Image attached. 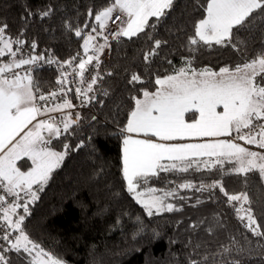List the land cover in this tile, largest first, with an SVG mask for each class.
<instances>
[{
	"label": "trees",
	"instance_id": "1",
	"mask_svg": "<svg viewBox=\"0 0 264 264\" xmlns=\"http://www.w3.org/2000/svg\"><path fill=\"white\" fill-rule=\"evenodd\" d=\"M114 0H0V25L16 56L3 62L42 56L32 74V87L47 90L57 84V71L47 64L62 62L82 49L83 37L93 31L95 13ZM209 0H174L159 21L148 19L144 31L130 39L118 36L109 45L108 59L97 68V80L89 92L88 107L48 147L64 152L41 186L26 195L12 219L21 215L24 234L44 253L63 264H264V239L254 237L240 220L236 209L250 208L264 231V178L258 171L236 173L239 165L227 157L192 160L186 171H162L149 184L161 190H178L171 200L172 212L148 216L127 191L122 178L121 129L143 91L154 92L156 79L175 75L181 68L218 71L235 68L264 52V9H257L241 27L233 29V41L225 46L190 44L194 25L206 15ZM89 10L93 12L89 16ZM49 15L43 16V12ZM108 20V19H107ZM107 20L104 21L106 24ZM82 30L81 37L75 32ZM160 41V47H155ZM35 44V48H33ZM198 48L197 51H191ZM150 49L155 54L145 61ZM140 83H129L132 75ZM65 145L68 148L65 149ZM216 159V160H214ZM223 161V163L218 162ZM179 163V162H178ZM187 164V161L184 162ZM27 171L31 162H16ZM211 165V166H210ZM229 194L244 193L250 203L229 204L219 187ZM180 184L192 187L179 189ZM199 189V190H198ZM27 203L28 213L24 214ZM3 213L0 212V225ZM15 230H12L13 237ZM6 264H30L27 253H5Z\"/></svg>",
	"mask_w": 264,
	"mask_h": 264
},
{
	"label": "snow or ice",
	"instance_id": "2",
	"mask_svg": "<svg viewBox=\"0 0 264 264\" xmlns=\"http://www.w3.org/2000/svg\"><path fill=\"white\" fill-rule=\"evenodd\" d=\"M173 4L174 0H114L111 6L95 13L98 28L96 25L92 28L93 31L103 30L106 27L104 21L111 18L114 11L119 9L121 13L126 14L127 20L125 21L121 15L114 17L113 22L120 21L121 26L113 38L122 35L130 39L144 31L149 17H155L159 21ZM257 9H264V0H209L206 7L207 16L194 25L195 38H190V44L199 47V42H202L208 47L213 44L225 46L226 43L233 41V29L243 26ZM42 15L47 16L49 12H43ZM92 15L93 12L89 10V16ZM6 29V24L0 25V44L3 45L0 47V56L7 51L15 57L16 52L13 51L12 44L22 45L23 41L19 38L15 41L6 38ZM75 35L81 37L82 30L78 29ZM93 39L94 37L89 35L84 40L85 53L88 51L89 42ZM160 43V41H155V47L159 48ZM103 47L104 45L100 46L101 49ZM197 50L198 48L191 49L193 52ZM154 54L155 50L150 49L145 53V61L147 62ZM36 59L33 56L30 59L13 60L11 64L0 67V73H5L13 67L27 65ZM92 60L93 57L88 56L87 59L79 61L78 67L81 75L87 70L86 66ZM49 63L52 61L50 60ZM25 79L28 77L22 78L16 75L14 79H4L0 82V150L7 147L6 141H11L19 130L41 114V109L33 103L35 98L30 82L29 84L22 83ZM96 79L93 77L86 89H77V94L82 93L87 97ZM58 82L64 83V81ZM133 82L140 83V77L132 75L129 83ZM155 83L159 86L155 92L143 91L142 100L133 97L135 107L129 115L127 124L121 129L122 133L142 134L162 141H171L185 137L230 135L235 131L237 133L235 139L264 149V52L254 56L250 62L246 61L242 66L236 65L234 70L222 67L219 72H213L208 69L196 71L181 68L176 75L163 79L158 78ZM39 99L46 100L47 98L41 95ZM218 105H223L222 113L216 111ZM71 107L72 105L67 100L63 104L56 105V109ZM56 109L46 108L44 111ZM192 110L199 113V119L189 122L185 117L186 113ZM78 120L79 114L76 115L75 121L65 117L64 132H68L71 124ZM35 129L36 131L26 133L19 142L8 149L5 155L0 156V187H6L8 195L16 196H19L16 190L21 189L31 197V201L27 203L36 199L35 191L31 190L32 185L39 184L42 190V185L49 178V174L64 159L63 152L57 153L41 147V144L48 143L40 135L41 130H47L50 135L58 136L60 129L46 121L36 124ZM243 129H247V132H242ZM67 148L68 145H65V149ZM202 155L227 157L229 160L234 158L239 165L234 169L236 173L258 171L264 178V154L250 151L237 143L167 146L151 140L135 139L131 135H124L122 140V178L126 182L127 191L132 194L133 199L141 205L148 216L159 214L162 211L172 212L178 209H175L172 203H166V199L174 196L175 192L166 190L163 195H157V188L150 186L149 181L153 177H158L162 171L175 169L186 171L193 163L190 157ZM21 156L31 159L33 167L30 171L23 172L17 167L16 160ZM163 160L179 163L164 164L161 163ZM185 161L187 164L184 163ZM218 162L223 163L219 160ZM204 163L208 164L207 161ZM178 187L189 188L192 185L180 184ZM208 187H219L227 197L229 204L250 203L246 194H229L218 182ZM142 188L145 190L141 191ZM4 200L5 197L0 195V203ZM27 203L24 205L25 215L28 213ZM17 207L19 205L11 204L3 210V224L0 225V232L3 235L0 239L7 241L8 244L2 248V251H16L18 254L30 253L29 244L32 242L21 228L25 216L21 215L18 219H12ZM236 211L238 214L241 211L244 212L245 215L239 218L241 221L246 218L245 227L252 235L264 239V231L257 224L252 210L237 208ZM10 230L20 233L14 241ZM36 247L38 246L32 243V248ZM41 255L47 257L46 262L33 260L30 264H62L58 258H53L47 253H41ZM5 261L6 257L0 255V262Z\"/></svg>",
	"mask_w": 264,
	"mask_h": 264
},
{
	"label": "built area",
	"instance_id": "3",
	"mask_svg": "<svg viewBox=\"0 0 264 264\" xmlns=\"http://www.w3.org/2000/svg\"><path fill=\"white\" fill-rule=\"evenodd\" d=\"M116 15L121 14L113 13L112 17L108 18L105 24L106 27L101 31L102 34L100 32L99 37L100 40H102L101 42L96 41L95 38L97 37L95 34H86L83 37V45L84 40L89 35L94 37V39L89 42L87 53H85L84 46H82V49L79 52L67 57L62 62L55 61L54 59H50L52 63H49L50 60L47 61V64L57 71L58 79L57 84L47 90L33 89V96L35 98L33 100V103L41 109V114L37 115V121H46L52 123L54 127L60 129L59 134H62L64 133V118L67 117L75 121L76 115L80 114L81 111L87 109L89 101V92L87 93V97H85L82 93L78 95L77 89H86L88 84L91 83L92 78H97L96 72L99 64L108 59L110 52V42L114 39V35L119 32L120 21L113 22V19ZM101 45H104L102 49L100 48ZM33 56L34 55L30 57ZM88 56H92L93 60L86 66L87 70L81 75L78 63L81 59H87ZM30 57L25 59H30ZM41 57L42 56L36 57L37 59L34 62L29 63L27 65H21L18 68L13 67L5 73H0V80H11L14 79L16 75H19L22 78L28 77V79L22 80V83L28 81L32 82V74L37 68L40 67ZM58 81H64V83L61 84ZM53 93H55L56 95L53 96ZM41 95L45 96L47 99L40 100L39 97ZM65 100H67L72 105V107L56 109V105L63 104ZM46 108L56 110L45 112L44 109ZM16 191L19 193V196L8 195L6 192V188L0 187V195H3L5 197L4 202L0 203L1 213L3 212L5 207H10L11 204L19 205V207L21 206L26 197V193L22 190ZM19 207H17L16 209H18ZM2 235L3 233L0 232V236ZM11 236L13 239L12 231ZM7 244V241H3L2 239H0V255L5 256L6 252H3L2 248L4 246H7ZM0 264H6V261L0 262Z\"/></svg>",
	"mask_w": 264,
	"mask_h": 264
},
{
	"label": "rangeland",
	"instance_id": "4",
	"mask_svg": "<svg viewBox=\"0 0 264 264\" xmlns=\"http://www.w3.org/2000/svg\"><path fill=\"white\" fill-rule=\"evenodd\" d=\"M115 11H120L119 9H116ZM123 14V13H122ZM206 16H207V12H206V15H205V17L204 18H206ZM150 18V17H149ZM123 19L126 21L127 20V16H126V14H123ZM107 20V19H106ZM121 25H120V22H119V27H120ZM94 35V34H93ZM6 36V35H5ZM6 38H8L7 36H6ZM9 39V38H8ZM102 40H100L99 42H101ZM0 47H3V45L2 44H0ZM6 54H10V53H8L7 51H5V54L4 55H6ZM3 55V56H4ZM0 57H2V56H0ZM11 58H13V56L11 55ZM11 62H13V61H10V62H3V63H1V65H5V64H11ZM242 66V65H241ZM186 68V67H185ZM230 70H234L235 68H229ZM193 70V69H192ZM202 70H204V69H200V70H196V71H202ZM210 71H213V70H210ZM213 72H219V70L218 71H213ZM191 73H189V75H190ZM164 78H166V77H164ZM160 79H163V78H160ZM3 81V80H2ZM2 81H0V82H2ZM24 84H29L28 82H25ZM159 86L157 85V88H158ZM157 90V89H156ZM155 90V91H156ZM154 91V92H155ZM143 97V96H142ZM140 98L141 100L144 98ZM15 110H13V112H14ZM216 111L218 112V113H222L223 112V105H218L217 106V108H216ZM36 118V117H35ZM189 122H193V119H199V113L198 112H195V110H192V111H190L189 113H186V117H185ZM33 120V119H32ZM30 121V122H28L27 124H26V126H24L21 130H19L18 131V133L17 134H15L14 135V139H13V141L10 143V145L8 146V147H6L1 153H0V156H3V155H5V153L8 151V149L9 148H11L12 147V145H14L15 143H17V142H19L22 138H23V136L26 134V133H28L29 131H36V129H35V125L36 124H38V123H40V122H43V121ZM257 123H259V122H257ZM244 131L245 130H247V129H243ZM242 130V131H243ZM134 134V133H133ZM40 135L46 140V141H48V143L53 139V138H55L57 135H55V134H52V135H50L49 134V132L47 131V130H41V132H40ZM125 135H127L126 133H125ZM130 135V134H129ZM136 136L137 137H134V136H132V138H135V139H146V140H151L152 142H156V143H162V144H165V145H167V146H180V145H190V144H206V143H221V142H224V143H227V142H232V143H237V144H239V143H241L242 145H241V147H245V148H247L248 150H250V151H256V152H259V153H261V154H264V149H260V148H258L257 146H255V145H247V144H245V142L244 141H242V140H238V139H235V137L237 136V133L235 132V131H233L230 135H222V136H216V137H185V138H183V139H175V140H171V141H162V140H159L158 138H156V137H152V136H143L142 134L141 135H137L136 134ZM48 143L45 145V144H41V147L42 148H46L47 150H51V151H53V152H57V151H54V150H52L51 148H49L48 147ZM57 153H60V152H57ZM64 153V152H63ZM64 155H65V153H64ZM21 158H28L29 160H30V162H31V169H32V167H33V165H32V161H31V159L29 158V157H27V156H21V157H19L17 160H19V159H21ZM194 158H196V157H194ZM193 158V159H194ZM200 158V157H199ZM201 159V158H200ZM195 160H197V159H195ZM210 160H212V159H206L205 161H210ZM214 160H216V159H214ZM204 161V162H205ZM62 162V161H61ZM61 162L59 163V164H61ZM186 162V161H185ZM216 162V161H215ZM214 162V163H215ZM161 163H164V164H172V163H178V162H176V161H169V160H163V161H161ZM213 163V160L209 163V164H214ZM59 164L57 165V166H59ZM56 166V167H57ZM211 166V165H210ZM55 167V168H56ZM30 169V170H31ZM29 170V171H30ZM147 186H145V188H146ZM179 189H184V188H179ZM21 190V189H20ZM141 191H143V190H145V189H140ZM159 191V190H158ZM164 191H166V190H161L160 192H161V194H158V192H157V195H163V192ZM172 191H174L175 192V195L174 196H169V197H167V199H166V203H172V201L171 200H174L175 198H176V196H178V190L176 189V188H174ZM173 204V203H172ZM237 208H238V206H237ZM240 208H243V207H240ZM3 213V212H2ZM239 216H244L245 214H244V212L243 211H241L239 214H238ZM245 223H246V218H245ZM12 231V230H11ZM20 235V233L18 232V231H16L15 232V235H14V237H13V241L15 240V238L17 237V236H19ZM29 248H31V252L30 253H27L28 255H29V257H30V259H31V261H33V260H38V261H41V262H46V260H47V257L46 256H44V255H41V253H44L41 249H39L38 247H36V248H32V243H30L29 244ZM63 264V263H62Z\"/></svg>",
	"mask_w": 264,
	"mask_h": 264
},
{
	"label": "crops",
	"instance_id": "5",
	"mask_svg": "<svg viewBox=\"0 0 264 264\" xmlns=\"http://www.w3.org/2000/svg\"><path fill=\"white\" fill-rule=\"evenodd\" d=\"M114 13H119V14H121L122 15V18H123V14L120 12V11H114ZM12 63V62H11ZM0 66H2V65H0ZM176 75V74H175ZM171 76V75H170ZM167 77V76H166ZM164 78V77H163ZM0 81H2V80H0ZM30 81H28V83H29ZM30 86H31V88H32V92H33V87H32V83L30 82ZM158 89V88H157ZM143 98V97H142ZM32 121H37V116H36V118L35 119H33ZM242 132H247V130H243ZM127 135H129V134H127ZM131 136H134V137H137L136 136V134H130ZM58 136H56L55 138H57ZM55 138H53V139H55ZM14 139V138H13ZM13 139L11 140V141H6V144H7V147L10 145V143L13 141ZM52 139V140H53ZM51 140V141H52ZM50 141V142H51ZM49 142V143H50ZM48 143V144H49ZM239 145L241 146L242 144L241 143H239ZM5 149V148H4ZM4 149H2V150H0V153L4 150ZM203 160V162L206 160V159H210V158H216V159H218L217 157H209V156H205V155H202V156H196V158H194V157H190V159L191 160H195V159H200V158ZM194 158V159H193ZM220 158V157H219ZM22 159V158H21ZM28 159V158H27ZM20 160V159H19ZM18 160H16V162H17ZM31 169V167L27 170V171H29ZM27 171H23V172H27ZM5 184H6V182H5ZM36 184H33L32 185V187L33 186H35ZM4 188H6V187H4ZM17 190H20V189H17Z\"/></svg>",
	"mask_w": 264,
	"mask_h": 264
}]
</instances>
